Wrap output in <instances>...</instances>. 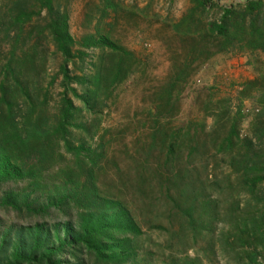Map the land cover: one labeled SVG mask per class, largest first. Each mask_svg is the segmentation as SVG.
<instances>
[{
  "label": "rangeland",
  "instance_id": "rangeland-1",
  "mask_svg": "<svg viewBox=\"0 0 264 264\" xmlns=\"http://www.w3.org/2000/svg\"><path fill=\"white\" fill-rule=\"evenodd\" d=\"M247 1L260 9L248 13ZM233 6L228 37L211 34L221 9ZM58 19L75 42L67 78L48 36ZM32 45L42 52L31 80L34 108L52 124L66 92L71 145L100 154L95 194L90 211L56 202L34 212L26 206L47 199L34 186L2 183L0 236L35 224L79 232L80 215L95 221L119 204L139 229L130 245L137 262L264 264V239L254 236L264 232V184L253 183L264 173V0H208L205 8L200 0H0V70L13 47ZM62 153L63 167L72 156ZM55 170L43 174L55 182ZM80 174L72 171L69 188ZM174 178L201 197L191 212L196 231L183 219L188 206ZM252 218L262 221L255 229Z\"/></svg>",
  "mask_w": 264,
  "mask_h": 264
},
{
  "label": "trees",
  "instance_id": "trees-1",
  "mask_svg": "<svg viewBox=\"0 0 264 264\" xmlns=\"http://www.w3.org/2000/svg\"><path fill=\"white\" fill-rule=\"evenodd\" d=\"M206 3L208 0H200L204 8ZM260 7L259 1H247L244 8L248 13H253ZM235 9L234 6L222 8L220 19L210 26V33L216 37L227 38L229 21ZM255 22L256 20L252 17L251 26L255 25ZM14 35V38H20L17 33ZM48 36L56 53L62 58L61 74L67 78L66 65L72 57L75 42L69 34L66 20L51 21L48 26ZM99 45V42L93 43V46ZM85 46H88L87 41ZM44 52L46 50H43ZM41 53L35 45L27 46L19 51L13 47L6 57L4 70H0L4 74L0 78V184L23 180L29 182V187L34 186L37 189L38 196L47 198L44 201L43 198H39L40 205H36L35 199L26 206L27 210L35 212L37 208L44 209V206L50 208L58 202V205L66 203L77 208L85 206L90 211L92 195L95 194L93 171L100 162V154L93 149H84L81 145L75 148L71 145V133L68 129L74 108L72 102L66 97V92L62 94V110L58 113L60 116L52 124L46 125L42 113L36 112L33 101L34 87H31V80L36 66H39L37 59L41 57ZM120 68L119 63L118 69ZM120 73V71L116 72L115 79L120 77ZM183 75L184 73L180 74L181 77ZM103 77H95L94 80L99 84ZM177 81H180V77ZM21 108H24L25 113L16 114L17 110L21 112ZM230 141L229 137L228 142ZM173 148L174 145L171 144L169 154L175 153ZM63 150L71 154L72 162L62 167L65 160ZM55 168L56 181L53 182L54 180L43 172ZM72 171H80L81 174L73 183L77 186L69 188L66 181L71 178ZM81 177L84 178L83 183L80 182ZM173 180L177 184L178 196L184 199L188 206L183 211V219L185 218L193 231H196V223L192 220L191 212L196 206L194 202L201 197H194L193 183L184 181V178ZM254 180L256 181L253 182L254 184H264V173L260 172ZM7 200L12 207L17 206V201L12 195L8 196ZM200 202H198L199 206H204L203 201ZM97 205L94 208H99ZM104 211L112 212V214H106ZM200 215L198 214L199 218H201ZM86 216H79V232L64 224L62 225L63 235H60L57 230L51 232L44 226L35 224L16 229L13 231V237L8 236L9 234L1 235L0 264H90L89 258L81 257L86 255L94 258L93 264H143L135 261V258L132 259L133 252L130 246L131 242L133 243L132 237L139 233V229L119 204L113 210L100 211L95 221H92L90 212L86 213ZM261 219L264 220V213ZM252 222V228L255 229L257 227L255 224L262 221L252 218ZM243 235H246L245 231ZM258 235L260 236L258 242H260L264 239V232L258 231L254 234V236ZM244 237L246 239V236ZM242 238L240 237V240ZM251 254L254 256L251 258L252 263L255 262L257 255ZM173 264L191 263L173 262Z\"/></svg>",
  "mask_w": 264,
  "mask_h": 264
}]
</instances>
